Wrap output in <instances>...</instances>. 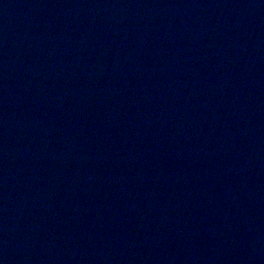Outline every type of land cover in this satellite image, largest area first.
<instances>
[{"label":"water","instance_id":"95a60500","mask_svg":"<svg viewBox=\"0 0 264 264\" xmlns=\"http://www.w3.org/2000/svg\"><path fill=\"white\" fill-rule=\"evenodd\" d=\"M0 264H264V0H0Z\"/></svg>","mask_w":264,"mask_h":264}]
</instances>
